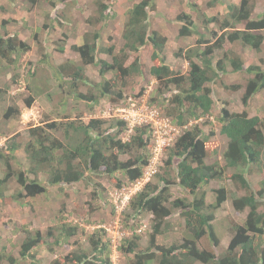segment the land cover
<instances>
[{"label": "trees", "instance_id": "16d2710c", "mask_svg": "<svg viewBox=\"0 0 264 264\" xmlns=\"http://www.w3.org/2000/svg\"><path fill=\"white\" fill-rule=\"evenodd\" d=\"M37 1L30 0L33 4ZM216 1L218 0H212L210 5ZM190 5L195 7L194 4ZM255 7L256 0H241L239 4L229 6V14L224 19L216 16L204 17L207 24L216 21L220 29L233 30L228 33L222 32L220 35L214 31L213 35L217 38L212 44H209L212 40L201 34L196 45L185 50L184 54L183 48L180 49L177 54L182 53L189 66L183 74L175 70L165 59L168 36L151 27L150 16L156 10L155 0H139L129 9L122 32L125 42L119 52H115L113 44L102 46L99 43L102 29L100 25L92 32L86 31L81 44L72 45V49L80 57V64L66 61L59 66L60 74H69L72 77L71 90L78 87L76 79L88 77L85 72L86 66L99 67L100 75L105 78L100 83L101 95H110L115 101L124 96L117 83L121 81V84L125 85L130 77L142 71L140 55L137 54L128 64L129 56L139 53L144 46L151 44L154 64L150 68V73L167 89L171 85L177 88V92H174L171 98L173 104L171 112L180 124L185 123L187 118L198 119L212 112L216 96L213 86L209 83H216L218 78L226 73L248 75L243 84L233 83L227 86L243 91L244 109L232 110L226 102L219 108L216 116L221 123L219 133L227 140L223 151L225 163L220 165L217 162L206 161L209 155L212 156V153L217 151L219 142L210 140L211 135L215 133L214 129L205 134L204 130L195 124L185 129L178 137L170 148L167 160L171 163L174 157L178 158L177 177L179 184L191 195L190 200L177 198L168 202L169 185L172 183L170 172L166 173L168 177L162 175L159 177L161 180L159 185L147 181L132 198L130 206L136 213L147 211L152 213L154 218L153 231L146 248L140 245L139 234L121 239L119 243L121 251L133 254L128 264H152L153 261H157V264H264V245H257L255 242V235H264V118L260 115H251L247 109L252 98L264 90V67L260 64L246 65L238 56H230L228 52H225L224 56L230 61L231 69H228L224 57L214 60L215 51L222 49L226 40L240 41L257 51L262 49L264 11L260 17L252 18ZM110 16H113L111 5L99 1L96 16L89 17L88 22L95 25ZM177 20L181 23L179 37L199 33L191 13L181 11L177 15ZM238 24H244V28H237ZM59 49L62 51L64 48L61 46ZM29 50L31 45L17 33L6 31L0 34V68L15 65L18 58ZM102 54H110L112 61H108ZM109 71L113 72V80L105 77ZM71 90H68L67 95L72 93ZM7 91V86H0V101L4 99ZM74 97L80 102L88 101L90 106L97 103L100 98L91 91H77ZM35 100V94L29 95L25 98V107L30 108ZM66 100L64 104L67 103ZM11 110L12 108H9L6 115ZM65 117L67 120L57 119L29 127V139L24 144L28 160L26 167L21 165L17 168L15 165L18 163L17 150L22 147V142L12 138L5 147L0 148V168L2 165L3 172L0 176V200L9 202L14 199L20 202L24 197H35L45 193L47 191L45 182H48V186L63 182L70 184L86 179L88 172L112 174L120 171L133 181L143 177L149 157L142 154V151L141 154L133 156L132 153L149 145L150 134L147 130L149 126L136 125L134 133L125 140L121 134L124 133L127 122L123 119L103 117L82 119L80 113L74 119L69 115ZM251 165L263 173V178L256 186H253L248 176ZM228 172L236 189L242 193L233 198V207L237 211L248 208V212L243 223L230 224L229 244L223 252L216 253L215 249L220 247L221 239L214 225L215 211L227 200L228 188L224 185L214 188L216 200L211 202L206 201L207 193L200 189L212 180L224 179ZM41 175L46 177L43 183ZM14 178L20 188L16 193L7 195L8 183ZM262 207L263 210H260ZM174 209L185 218L191 233L185 235L181 242L175 240L169 245L160 244L156 241V236L167 231V226H170L167 221L173 215ZM65 231L66 235L63 236L68 238L76 230L65 228ZM205 236L211 240V247L199 245V240ZM44 239L45 235L40 230L35 233L27 231L20 245L18 257L8 254L5 247L0 248V264L5 260L9 264H18L22 260L30 259L32 264H36L35 250L45 242ZM62 241V238H58L55 242L62 244ZM91 241L90 252L76 251L68 254L65 261L54 259L49 264H112L109 256L100 257L109 243L106 244L100 238L96 239L94 235Z\"/></svg>", "mask_w": 264, "mask_h": 264}, {"label": "rangeland", "instance_id": "374dc122", "mask_svg": "<svg viewBox=\"0 0 264 264\" xmlns=\"http://www.w3.org/2000/svg\"><path fill=\"white\" fill-rule=\"evenodd\" d=\"M103 1L111 5L113 16L101 20L100 23L91 25L88 18L96 16L97 3ZM139 0H38L35 4L30 0H1L0 2V34L6 31L17 33L20 38L31 45V50L18 58L15 65L9 68H0V86H7L8 91L4 99L0 101V148L5 147L12 138L22 142V147L17 150L15 165H28L27 155L24 151L28 141V129L31 126L50 122L53 120L71 119L77 114L82 119L91 117H103L123 119L127 122L122 137L127 140L134 133L136 125H146L150 134V143L144 149L135 154H144L149 157V164L144 173L150 176L153 184H160L159 177L171 173L168 202L177 198L190 200L191 195L179 184L177 177L178 158L174 157L168 163L170 148L174 145L185 129L198 124L205 134L211 132L210 140L219 142L218 149L206 158L208 163H225L223 151L227 140L219 133L221 123L217 119L219 108L228 102L229 107L235 111L244 109L242 102V90L230 89L227 86L233 83H244L248 75L244 73H230L221 75L213 86L215 101L212 112L198 119L187 118L180 124L172 114L173 104L171 98L177 88L173 85L167 89L160 84L155 76L150 73L154 64L152 59L153 47L151 44L144 46L139 53L129 56V64L140 55L142 71L130 77L127 84L121 81L117 86L123 90V98L113 101L110 95H101L100 83L105 79L99 73V67L88 65L85 67L87 78L76 79L78 87L70 88L73 80L69 74H60V64L69 61L80 64L79 55L72 49L73 44H81L86 31L92 32L102 25V46L113 44L115 52L124 45L122 32L128 11ZM156 10L150 16L152 29H157L168 36V43L164 52L166 61L181 74L189 68L188 61L180 54V49L185 50L196 45L201 34L212 40H216L213 32L220 35L230 30H222L215 21L206 23L204 17L216 16L224 19L229 14L231 4H239L241 0H218L210 5L212 0H155ZM194 4L195 7L193 8ZM181 11H187L195 18V25L199 33L191 36L179 37L178 31L181 23L177 15ZM264 11V0H256V7L252 18L260 17ZM4 20L6 23H4ZM237 28H244V24H238ZM264 32V31H263ZM206 45V44H205ZM64 48L62 51L59 49ZM230 56H238L246 65L260 64L264 67V45L259 51L250 46L243 45L240 41L230 42L226 40L222 49H217L214 60L225 58L228 69H231L230 61L224 53ZM108 61H112L110 54H102ZM106 78L113 80V72L109 71ZM115 83H113L114 85ZM113 87V86H112ZM117 88V87H116ZM68 90L72 93L67 95ZM93 92L99 96V101L89 105L88 101L80 102L76 92ZM35 94L36 100L30 108L25 107V98ZM67 99V100H66ZM66 100V104L64 101ZM12 110L6 115L7 110ZM251 115H260L264 118V90L259 91L247 106ZM155 112L152 115V112ZM72 112V113H71ZM153 117L154 121H151ZM208 121V122H206ZM61 135V133H58ZM216 147V145H215ZM129 155H127L128 157ZM20 161V163H19ZM3 175L2 165L0 176ZM249 179L253 186L263 178V173L257 167L251 165ZM168 177V176H167ZM42 183L45 175H41ZM147 182V181H146ZM141 179L130 180L122 172L112 174L87 173L86 179L70 184L59 183L47 186V191L35 197H24L20 202L11 199L9 202L0 200V248L5 247L8 254L19 256V249L27 231L35 233L40 230L45 235L42 242L35 250L36 264H49L54 259L65 261L68 254L78 251L90 252L92 250V235L100 238L108 244L107 249L100 257H110L112 264H128L133 254L121 251L119 243L121 239L131 238L135 234L140 236V245L146 248L149 245L153 224V214L147 211L136 213L130 206L132 198L143 188L146 183ZM224 185L228 188L227 200L215 211L214 225L220 237V247L215 252L221 253L228 246L232 222L243 223L248 208L237 211L232 204L235 196L242 193L236 189L235 183L230 178V173L222 180H212L204 184L200 189L207 193L206 201L216 200L214 188ZM16 178L10 180L6 190L7 195L19 190ZM169 205V203H168ZM171 205V203H170ZM169 205V206H170ZM263 210V207L260 209ZM173 215L167 221V231L156 236L160 244L169 245L175 240L183 241L185 235L190 234L186 220L180 212L173 210ZM65 228H75V233L68 238ZM64 235V236H63ZM62 238V244H57L56 239ZM116 238V242L114 239ZM257 245H264V235H255ZM199 245L211 247L208 236L199 240ZM125 245L126 242H125ZM52 250H50V249ZM153 261L152 264H157ZM3 264H9L3 261ZM18 264H32V260H22Z\"/></svg>", "mask_w": 264, "mask_h": 264}, {"label": "built area", "instance_id": "2783aa9c", "mask_svg": "<svg viewBox=\"0 0 264 264\" xmlns=\"http://www.w3.org/2000/svg\"><path fill=\"white\" fill-rule=\"evenodd\" d=\"M156 112V110L154 112H152V115H154ZM152 120L151 121H154L153 120V117H150ZM150 179V176L148 174L145 173L144 177H143V181H148ZM114 241L116 242V238L114 239Z\"/></svg>", "mask_w": 264, "mask_h": 264}, {"label": "clouds", "instance_id": "9594fccd", "mask_svg": "<svg viewBox=\"0 0 264 264\" xmlns=\"http://www.w3.org/2000/svg\"><path fill=\"white\" fill-rule=\"evenodd\" d=\"M148 164H149V163H148ZM144 175H145V173H144ZM144 175H143V177H144ZM143 177H142V179H143ZM149 180H150V179H149ZM149 180H148V181H149ZM145 182H146V181H145Z\"/></svg>", "mask_w": 264, "mask_h": 264}, {"label": "crops", "instance_id": "0c3cea01", "mask_svg": "<svg viewBox=\"0 0 264 264\" xmlns=\"http://www.w3.org/2000/svg\"><path fill=\"white\" fill-rule=\"evenodd\" d=\"M0 2H1V0H0Z\"/></svg>", "mask_w": 264, "mask_h": 264}]
</instances>
